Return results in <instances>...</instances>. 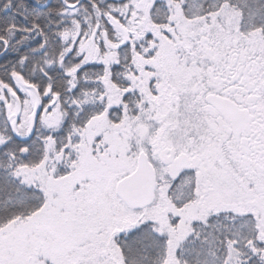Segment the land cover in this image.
<instances>
[{
    "label": "snow or ice",
    "instance_id": "obj_1",
    "mask_svg": "<svg viewBox=\"0 0 264 264\" xmlns=\"http://www.w3.org/2000/svg\"><path fill=\"white\" fill-rule=\"evenodd\" d=\"M0 264H264V0H0Z\"/></svg>",
    "mask_w": 264,
    "mask_h": 264
}]
</instances>
